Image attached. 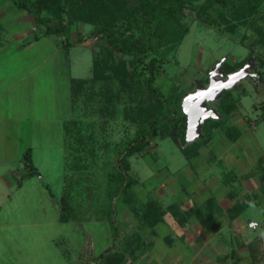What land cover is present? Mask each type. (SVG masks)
<instances>
[{
	"label": "rangeland",
	"instance_id": "obj_1",
	"mask_svg": "<svg viewBox=\"0 0 264 264\" xmlns=\"http://www.w3.org/2000/svg\"><path fill=\"white\" fill-rule=\"evenodd\" d=\"M66 1L69 13L72 11L92 21L100 18L122 44L137 43L145 35L146 25H150L153 49L144 63L151 60L157 66L154 83L163 93L173 86L187 87L195 76H204L206 66L213 59L223 58L229 64L249 55L254 58L256 67V59L264 58V0L255 10L235 2L221 7L210 0H176L175 13L160 15L152 10L159 0ZM123 13H131L133 19H125ZM1 22L4 27L18 24L17 20L7 21V18H2ZM92 29V25L76 21L70 27L68 38H74L75 31L84 32L86 46H69L66 49L68 55L63 49L60 58L56 56L47 61V76L50 78L47 95L52 104L42 109L46 112L44 122L40 120L38 124L42 137L39 145L47 147L35 149V164L40 175L31 176L15 192L0 194V264H68L78 259L77 250L86 244L89 249L91 246L95 248L97 253L103 248H108L109 253L126 247L130 241L137 243L139 237L136 233L129 235L130 225L120 207L124 210L131 206L140 208L148 197L174 202L191 191V183L209 186L216 199L221 200L227 190H238L235 185L239 179L233 176L253 164V161L243 159L236 147L233 148L216 162L213 168L216 179L211 186L201 173L207 163L199 158L196 162L187 159L170 137L158 133L143 151L127 157L129 174L136 182L124 189V193L117 194L119 181L114 168L117 152L139 128L134 120L136 95L127 92L115 78L101 84L103 86L95 85L94 93L85 89L83 93L70 95V77L91 75L92 50L97 53L110 49L105 37L92 36ZM32 31L35 32L36 27ZM52 37L59 36L52 34ZM9 40L0 46V85L25 76L30 70L29 74L38 73L35 70L42 67L38 65L42 63L39 54L52 51L49 42L34 43L25 49ZM111 51L102 55L105 57L103 66L113 73L128 71L131 56ZM198 83L195 78L194 91ZM240 88L244 92L240 91L239 98L232 94L235 108L258 125L256 133H260L264 140V117H259L263 109L260 110L259 106L264 100V86L258 84V88L253 89L252 82L245 79L235 94ZM114 90L116 96L112 98L110 93L113 95ZM109 99L111 102L107 103ZM211 124L212 120L205 130L208 131ZM261 149L264 150V145ZM226 178L223 183L221 180ZM65 190L74 202V216L80 218L83 214L90 219L80 222L70 218L67 223L57 220L59 203L56 200ZM9 195L11 202L7 200ZM23 197L27 202L19 203V198ZM252 210L253 206L246 213ZM21 221L30 222V225L23 226ZM169 229L166 225H158L161 234ZM230 231L226 232L228 244L234 248L239 238L238 234L230 237ZM60 236L71 248L69 257L73 254L74 257L66 259L62 255L56 245ZM201 242L200 238H195V243ZM105 256L103 254L102 258Z\"/></svg>",
	"mask_w": 264,
	"mask_h": 264
},
{
	"label": "crops",
	"instance_id": "obj_2",
	"mask_svg": "<svg viewBox=\"0 0 264 264\" xmlns=\"http://www.w3.org/2000/svg\"><path fill=\"white\" fill-rule=\"evenodd\" d=\"M2 18H7V21L17 20L18 24L4 27L1 22ZM34 27H36L35 20L31 13L17 9L10 0H0V46L12 39L18 47L25 49L38 42H49L47 44L52 47L51 52L39 54L42 63L38 65L42 67L35 70L38 73L29 74L32 72L30 70L25 76H18L15 81L0 85V194L6 191L12 193V190L15 192L30 180L31 176L21 178V175L25 173V166L21 158L26 149L31 151L32 164L40 175L35 164V149L44 148L47 145H39L42 137L38 130V124L41 123L40 120L44 122L46 112H42V109H47L52 104L49 95H47L50 80L47 76L49 71L47 61L56 56L60 58L61 50L70 48L64 47L59 37L54 38L52 34L28 42ZM79 33L84 34V32ZM73 37L69 39L70 42L76 40V31ZM86 42L83 40L78 45L86 46ZM92 52L93 63L96 53L93 50ZM65 53L68 55L67 50ZM65 53L63 56L66 58ZM227 61L223 58L220 60L213 59L206 66L205 71L215 68L220 62L222 74H217L214 78L225 81L231 73L224 72L227 70V66L238 62L234 60L228 64ZM222 62L227 63L223 67L224 71L221 70ZM253 65L254 58L251 57L246 60L241 68L235 70L240 71L246 66L245 70L242 71L245 76L236 80L234 87H228L232 89V94L236 98H239L240 91L244 92V89L240 88L239 92L235 94L236 88L245 79L252 82L253 89H257L258 84L264 86L259 72L255 68L250 70ZM90 70L92 75V64ZM89 77H70V95H77L74 86H80V80ZM208 77L209 83L204 87L210 85L209 73ZM218 97L205 100L206 111L212 113L209 118L219 117L214 102ZM261 107L259 106L260 110ZM237 109L234 108L230 112L228 120L223 126L213 127L210 130V139L202 143L193 156L188 157L180 150L187 159L196 162L199 158L207 163V168L201 173L205 174V180L210 181L212 186L213 180L216 179L213 171L216 162L236 147L235 149L243 159L253 161L249 168H244L238 172L239 175L233 176L234 179H239L238 185H235L238 189L236 192L227 190L220 198L221 200H218L211 193L209 186L191 183V191H182L183 193L186 192L185 197L177 198L178 200L174 202L158 197H148L142 201V204L148 207L149 201L153 200L161 207L159 221L151 226L148 223L139 222L138 216L142 214L141 207L131 206L125 210L120 207L123 217L128 220L130 225L129 235L133 236L136 233L139 241L137 243L130 241L126 247L109 253L108 248L100 249L97 253L95 248L91 246L89 249L88 244H86L85 247L77 250L76 257L78 259H73L68 264H264V150L261 149L264 140L261 139L260 133H256L258 125ZM259 117L260 119L264 117L263 109L259 113ZM202 122L203 120L200 119L199 135L187 131L189 139L202 137ZM220 146L221 149H219ZM221 181L225 183L227 178ZM164 187L167 188L166 185ZM64 192L56 200L59 203L57 220L61 223L71 221L70 219L66 221L60 219V199ZM7 200L11 202L12 197L9 195ZM70 201L72 202V200ZM18 202L26 203L27 199L19 198ZM251 206H253V210L246 213ZM180 216L184 220L182 224L178 221ZM90 218H85L83 214L80 218L76 215L73 217L77 221L79 219L80 222ZM113 221H115V217ZM249 223L250 225H248ZM20 224L27 226L30 225V222L21 221ZM160 224L166 225L170 229L161 234L158 230ZM248 230L251 231V235H249ZM227 231H230L229 236L231 237L232 234V238L238 234L239 242L234 248L228 244ZM195 238H200L201 244L195 243ZM64 240L60 236L56 245L66 259L74 257V254L69 257L72 254L70 253L71 248L66 246ZM103 254H106L104 258H102ZM89 260L93 261L90 262Z\"/></svg>",
	"mask_w": 264,
	"mask_h": 264
},
{
	"label": "trees",
	"instance_id": "obj_3",
	"mask_svg": "<svg viewBox=\"0 0 264 264\" xmlns=\"http://www.w3.org/2000/svg\"><path fill=\"white\" fill-rule=\"evenodd\" d=\"M17 9L25 10L34 16L36 31L32 32L31 40H37L42 36L49 34H56L61 37V43L64 47L80 44L86 37L81 33H76V40L69 41L68 32L72 24L76 21L92 25V36H103L107 40L109 48L124 55H130L128 71L124 69L122 72H111L103 66L102 55L110 54L109 50L98 51L92 63V75L87 79L80 80V86H74L75 93H83L86 89L93 91L95 85L105 84L115 78L117 82L123 85L127 92H132L136 95V102L134 105L135 122H138V130L135 135L130 138L122 149L117 153L118 156L114 162V168L118 176L119 186L116 187V193H124V189L128 188L136 179L129 174V163L127 157L135 152H141L154 141L158 133H163L170 137L179 149L188 157L195 154L197 148L204 142L210 139V130L213 127L223 126L229 117L230 112L235 108V102L232 95V89L225 88L222 90L218 99H216L215 106L219 113L218 118H209L202 122L201 133L202 137L188 138L187 136V117L182 109V100L184 97L195 88V78L200 84L206 86L209 83L208 70L204 76H195L187 87L173 86L167 93H163L158 85H155V75L157 73V66L150 60L144 63V59L149 56L153 49L152 35L153 29L150 25H146V33L138 39L135 44L120 43L114 31L107 26L100 18L89 20L82 16H78L72 11L68 12V1L66 0H10ZM212 3L224 7L230 2L240 3L251 10L258 8L262 0H210ZM151 2V1H150ZM176 0H159L152 6L156 15L161 13H175ZM122 17L132 20L131 13L122 14ZM49 19H52L50 22ZM111 51V52H112ZM250 56L247 55L241 61L235 62L227 66V70H223L226 62H222L221 70L229 73L241 68ZM256 65L259 68L261 79L264 83V76L261 72V67L264 64V58L256 59ZM141 66L145 68L141 69ZM147 72V75L146 73ZM128 76V77H127ZM101 85V86H103ZM184 86V85H183ZM186 86V85H185ZM107 87V86H106ZM108 89V88H107ZM110 93L112 98L115 95ZM91 93H94L91 92ZM109 97V98H110ZM111 99L107 103H110ZM264 110V100L261 104ZM212 120L208 131L206 125ZM202 142V143H200ZM22 162L25 166V173L21 178L30 177L38 174L36 168L31 161V151L26 149L22 154ZM123 195V194H122ZM125 196V195H124ZM116 200V199H115ZM127 200V199H126ZM114 201V200H113ZM70 201L69 192L65 190L64 195L60 199V219L66 221L73 219V203ZM115 204V202H113ZM141 216H138L139 222L153 225L159 221L160 205L150 200L148 207L145 204L141 206ZM172 210V208H170ZM178 221L182 224L184 220L182 216L178 217Z\"/></svg>",
	"mask_w": 264,
	"mask_h": 264
},
{
	"label": "water",
	"instance_id": "obj_4",
	"mask_svg": "<svg viewBox=\"0 0 264 264\" xmlns=\"http://www.w3.org/2000/svg\"><path fill=\"white\" fill-rule=\"evenodd\" d=\"M221 63L218 62L216 67L211 70L210 74V85L204 87L198 83L195 91L187 94L182 103V109L187 117V131L199 135L200 124L199 120L206 121L209 116L212 115L210 111H206L205 100L217 98L224 88L234 87L235 81L245 76L242 71L245 70L243 67L240 71H233L230 73L227 80H216L215 75L222 74L220 72Z\"/></svg>",
	"mask_w": 264,
	"mask_h": 264
},
{
	"label": "flooded vegetation",
	"instance_id": "obj_5",
	"mask_svg": "<svg viewBox=\"0 0 264 264\" xmlns=\"http://www.w3.org/2000/svg\"><path fill=\"white\" fill-rule=\"evenodd\" d=\"M256 67H254V65L250 68V70L252 69V68H255V70H258L260 67H258L257 65H255Z\"/></svg>",
	"mask_w": 264,
	"mask_h": 264
},
{
	"label": "built area",
	"instance_id": "obj_6",
	"mask_svg": "<svg viewBox=\"0 0 264 264\" xmlns=\"http://www.w3.org/2000/svg\"><path fill=\"white\" fill-rule=\"evenodd\" d=\"M262 73H263V76H264V71Z\"/></svg>",
	"mask_w": 264,
	"mask_h": 264
}]
</instances>
